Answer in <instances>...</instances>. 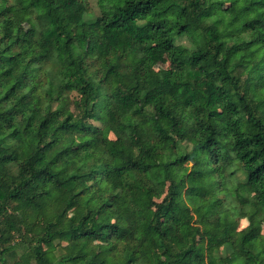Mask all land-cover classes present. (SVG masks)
<instances>
[{
  "label": "trees",
  "instance_id": "obj_1",
  "mask_svg": "<svg viewBox=\"0 0 264 264\" xmlns=\"http://www.w3.org/2000/svg\"><path fill=\"white\" fill-rule=\"evenodd\" d=\"M262 222L264 0H0V264H264Z\"/></svg>",
  "mask_w": 264,
  "mask_h": 264
},
{
  "label": "rangeland",
  "instance_id": "obj_2",
  "mask_svg": "<svg viewBox=\"0 0 264 264\" xmlns=\"http://www.w3.org/2000/svg\"><path fill=\"white\" fill-rule=\"evenodd\" d=\"M85 34L86 37L88 39V47L89 48H94L96 46V39H95V35L93 33V31L91 30V28L89 27H85ZM127 86L131 85V81L127 80V79H123L122 80ZM244 221H246L245 219L241 220V226H244L245 224L243 223ZM262 232L264 233V222H262ZM59 253V250H56V254Z\"/></svg>",
  "mask_w": 264,
  "mask_h": 264
},
{
  "label": "clouds",
  "instance_id": "obj_3",
  "mask_svg": "<svg viewBox=\"0 0 264 264\" xmlns=\"http://www.w3.org/2000/svg\"><path fill=\"white\" fill-rule=\"evenodd\" d=\"M243 223H244V224H246L247 222H246V221H244Z\"/></svg>",
  "mask_w": 264,
  "mask_h": 264
}]
</instances>
